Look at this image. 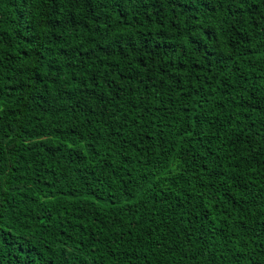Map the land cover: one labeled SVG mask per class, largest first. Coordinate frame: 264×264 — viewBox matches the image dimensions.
Instances as JSON below:
<instances>
[{
  "label": "trees",
  "instance_id": "obj_1",
  "mask_svg": "<svg viewBox=\"0 0 264 264\" xmlns=\"http://www.w3.org/2000/svg\"><path fill=\"white\" fill-rule=\"evenodd\" d=\"M0 264H264V0H0Z\"/></svg>",
  "mask_w": 264,
  "mask_h": 264
}]
</instances>
